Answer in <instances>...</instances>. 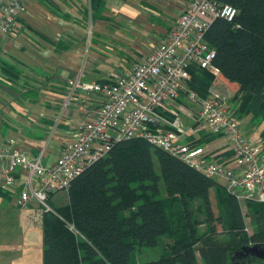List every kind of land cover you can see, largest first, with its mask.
Here are the masks:
<instances>
[{"label": "trees", "instance_id": "16d2710c", "mask_svg": "<svg viewBox=\"0 0 264 264\" xmlns=\"http://www.w3.org/2000/svg\"><path fill=\"white\" fill-rule=\"evenodd\" d=\"M215 1L239 10L232 22L216 18L205 34L217 51L220 77L236 84L230 98L234 117L264 119V0ZM103 5V0H91L93 17ZM3 63L18 75L17 67ZM191 73L190 86L208 96L217 76L202 68ZM206 136L195 144L216 137ZM213 190L220 216L213 211ZM0 195L11 199L2 190ZM68 195L67 204L41 213L42 264H133L137 248L155 247L161 237L170 239L166 253L134 264H262L245 247L264 245V202H248L246 214L214 176L146 139L116 142L73 180ZM196 199L203 201L205 219L193 213Z\"/></svg>", "mask_w": 264, "mask_h": 264}, {"label": "built area", "instance_id": "2783aa9c", "mask_svg": "<svg viewBox=\"0 0 264 264\" xmlns=\"http://www.w3.org/2000/svg\"><path fill=\"white\" fill-rule=\"evenodd\" d=\"M26 11L23 0H0V36L12 33ZM238 13L231 4L190 0L160 45L129 72L114 73L104 82L70 80L67 102L78 91L89 95L80 105L87 117L78 123L75 138L61 147L54 161L45 163L44 153L33 157L13 138L0 137V190L18 208L37 204L45 212H55L50 200L64 191L69 194L73 180L87 165L118 141L142 138L220 178L242 205L264 202V141L247 136L234 117L230 98L215 91L221 72L214 63L217 51L205 38L216 18L232 22ZM193 68L217 76L206 97L190 86ZM204 135L216 136L211 144L223 140L216 147L210 142L195 144Z\"/></svg>", "mask_w": 264, "mask_h": 264}, {"label": "crops", "instance_id": "0c3cea01", "mask_svg": "<svg viewBox=\"0 0 264 264\" xmlns=\"http://www.w3.org/2000/svg\"><path fill=\"white\" fill-rule=\"evenodd\" d=\"M23 1L27 11L18 17L14 31L0 36V137L13 138L33 157L44 153L45 163L59 156L61 147L75 138L78 123L87 117L80 105L89 95L78 91L67 102L69 81L101 82L114 73L129 72L160 45L190 2L103 0V8L95 10L93 17L91 0ZM3 62L17 67L18 75ZM251 121L253 129L247 128L254 130ZM262 140L264 136L255 141ZM0 197V201L10 200Z\"/></svg>", "mask_w": 264, "mask_h": 264}, {"label": "rangeland", "instance_id": "374dc122", "mask_svg": "<svg viewBox=\"0 0 264 264\" xmlns=\"http://www.w3.org/2000/svg\"><path fill=\"white\" fill-rule=\"evenodd\" d=\"M224 82L228 85H226V87L229 91H224L222 84ZM219 83L220 84L215 87V91L224 97L231 98L236 93V84L228 82L223 77H220ZM27 106L35 107V110L37 108L34 104L29 102ZM29 113L30 111L25 115ZM246 119V121L239 119V122L243 128L247 129V132H251V136L254 137L255 140H259L260 134L262 130H264V119H254L256 122V128L254 130H252L251 117L248 116ZM247 125L252 129L247 128ZM222 140L223 139L216 140L211 146L217 145ZM215 178L218 182H222L220 178ZM162 190L164 191V184H162ZM211 195L214 214L220 216L221 208L216 199V192L213 190ZM68 201L69 195L64 191L54 196V198L50 200V204L52 207L56 208L67 204ZM243 209L247 214V206L243 205ZM42 212L43 208L37 204L31 206L29 209H22L14 206L12 199L0 201V264H37L42 262L41 260H43L44 252L43 226L41 221ZM193 213L200 219H205L208 216L201 199L193 201ZM247 221L251 229L252 225L249 217H247ZM217 227L220 229L219 225H217ZM201 228L204 229L205 225H201ZM167 242H170L169 238L161 237L159 244L155 247L143 246L137 248L135 254L131 258V263H140L159 258L162 254L166 253L168 248Z\"/></svg>", "mask_w": 264, "mask_h": 264}, {"label": "water", "instance_id": "95a60500", "mask_svg": "<svg viewBox=\"0 0 264 264\" xmlns=\"http://www.w3.org/2000/svg\"><path fill=\"white\" fill-rule=\"evenodd\" d=\"M245 250L247 253L261 260L262 264H264V245H250L245 247Z\"/></svg>", "mask_w": 264, "mask_h": 264}]
</instances>
